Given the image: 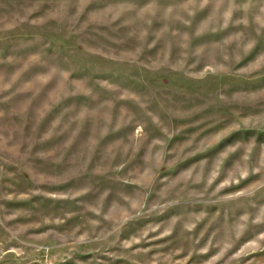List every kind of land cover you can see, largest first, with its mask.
Listing matches in <instances>:
<instances>
[{
    "label": "rangeland",
    "instance_id": "rangeland-1",
    "mask_svg": "<svg viewBox=\"0 0 264 264\" xmlns=\"http://www.w3.org/2000/svg\"><path fill=\"white\" fill-rule=\"evenodd\" d=\"M0 264H264V0H0Z\"/></svg>",
    "mask_w": 264,
    "mask_h": 264
}]
</instances>
